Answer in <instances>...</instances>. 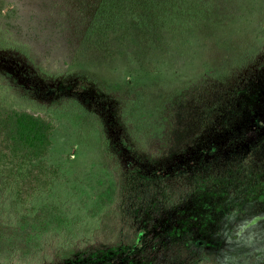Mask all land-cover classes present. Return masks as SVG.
<instances>
[{
  "label": "rangeland",
  "instance_id": "374dc122",
  "mask_svg": "<svg viewBox=\"0 0 264 264\" xmlns=\"http://www.w3.org/2000/svg\"><path fill=\"white\" fill-rule=\"evenodd\" d=\"M100 1L0 0V29L31 49L34 61L31 65L0 53V70L19 81L2 89V101L28 109L36 94L29 87H34L46 102L71 90L83 107L45 112L54 130L42 162L54 166L58 177L56 188L40 199L36 211L31 206L32 213H18L0 189V264H26L28 259L39 260V253H50L56 221L61 227L75 221L67 217L70 208L92 216L103 203L110 204L108 192L119 172L109 168L100 127L110 124L116 102L97 91L99 85L111 90L127 86L140 93L134 110L138 126L159 138L161 106L170 96L205 76L237 84L264 59V0H152L142 10L146 24H113L104 18L102 26L91 31ZM257 77L264 78V70ZM107 132L112 139L111 130ZM202 195L197 215L186 214L181 205L158 204L140 213L160 245L150 264H186L164 256V249L178 241H184L192 255L204 250L218 259L230 247L225 237L234 219L264 216V205L254 204L257 197L228 189L225 180ZM134 249L123 245L78 252L70 259L42 257L38 264H142ZM231 255L239 264H262L264 247L253 252L232 246ZM201 260L211 264L207 256Z\"/></svg>",
  "mask_w": 264,
  "mask_h": 264
},
{
  "label": "trees",
  "instance_id": "16d2710c",
  "mask_svg": "<svg viewBox=\"0 0 264 264\" xmlns=\"http://www.w3.org/2000/svg\"><path fill=\"white\" fill-rule=\"evenodd\" d=\"M151 3L101 0L91 31L98 30L104 18L113 24L120 20L146 24L142 10ZM0 53L19 56L31 65L34 62L31 49L8 39L1 29ZM262 70L264 59L237 84L205 76L173 94L161 106L163 127L159 138L144 134L138 126L134 110L140 93L131 92L127 86L111 90L99 85L97 91L116 102L110 124L100 127L112 164L109 168L119 172L108 192L113 198L92 216H81L78 208H70L67 217L75 219L74 223L68 220L61 227L56 221L51 252L38 256L44 261L53 260V256L70 259L78 252L127 245L136 248L142 264H150L161 252L160 245L152 238L149 226L143 225L140 213L158 204L181 205L186 214L197 215L203 204L202 193L215 189L222 180L228 189L257 197L254 204L264 205V78L257 77ZM12 80L19 83L10 71L0 70V189L8 194L18 213L27 215L32 213L28 211L31 206L36 211L40 199L56 188L58 177L54 166L42 162L54 130L45 112L83 107L71 90L46 102L34 87H29L36 94L29 99L28 109L8 106L2 101L1 91L9 88ZM108 126L112 127V139ZM62 202L67 204V199ZM130 235L131 240H127ZM163 252L186 264H200L206 256L211 264H219L204 250L192 255L184 241ZM39 260L28 259L26 264H38Z\"/></svg>",
  "mask_w": 264,
  "mask_h": 264
},
{
  "label": "clouds",
  "instance_id": "9594fccd",
  "mask_svg": "<svg viewBox=\"0 0 264 264\" xmlns=\"http://www.w3.org/2000/svg\"><path fill=\"white\" fill-rule=\"evenodd\" d=\"M264 216H251L240 220H233L231 234L226 241L230 246L219 258V264H239L237 258L231 255L232 246L258 251L264 247Z\"/></svg>",
  "mask_w": 264,
  "mask_h": 264
}]
</instances>
